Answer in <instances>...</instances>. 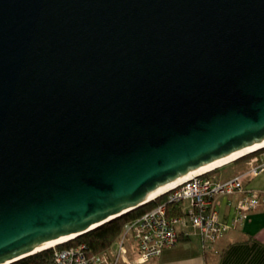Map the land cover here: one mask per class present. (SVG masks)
I'll use <instances>...</instances> for the list:
<instances>
[{
    "label": "water",
    "instance_id": "water-1",
    "mask_svg": "<svg viewBox=\"0 0 264 264\" xmlns=\"http://www.w3.org/2000/svg\"><path fill=\"white\" fill-rule=\"evenodd\" d=\"M262 141L264 0H0V264Z\"/></svg>",
    "mask_w": 264,
    "mask_h": 264
},
{
    "label": "built area",
    "instance_id": "built-area-1",
    "mask_svg": "<svg viewBox=\"0 0 264 264\" xmlns=\"http://www.w3.org/2000/svg\"><path fill=\"white\" fill-rule=\"evenodd\" d=\"M247 154L250 155L247 167L231 178L215 180L209 174L219 166L163 192L162 202L124 224L121 236L107 252L93 253L85 243L78 242L55 248L48 264H118L121 260L130 264L126 257L129 241L137 251L134 261L144 263L159 256L164 249L174 247L181 230L187 235H197L204 245L215 243L229 229L243 224L264 198L263 191L245 184L247 178L257 177L264 171V146ZM223 195L238 196L231 202L233 211L228 219L219 215L218 197ZM167 203L180 204L182 214L168 215Z\"/></svg>",
    "mask_w": 264,
    "mask_h": 264
},
{
    "label": "crops",
    "instance_id": "crops-1",
    "mask_svg": "<svg viewBox=\"0 0 264 264\" xmlns=\"http://www.w3.org/2000/svg\"><path fill=\"white\" fill-rule=\"evenodd\" d=\"M248 159L235 160L237 171H243L247 167ZM214 179L223 180L216 177ZM250 182V178L245 180L247 187L264 192V183L251 186ZM237 197H218V210L222 219L230 218L233 211L231 202ZM180 232L184 238L179 239L174 247L164 249L155 258L137 263L134 261L133 250L129 248L126 257L130 264H264V198L243 224L229 229L213 244L204 245L197 235H187L183 230ZM119 264L129 263L121 260Z\"/></svg>",
    "mask_w": 264,
    "mask_h": 264
},
{
    "label": "trees",
    "instance_id": "trees-1",
    "mask_svg": "<svg viewBox=\"0 0 264 264\" xmlns=\"http://www.w3.org/2000/svg\"><path fill=\"white\" fill-rule=\"evenodd\" d=\"M247 155L249 154L243 155L237 159L240 160L242 157H245ZM163 199V194L156 196L152 200H149L148 202L132 210H129L128 212L116 218L104 222L103 224L97 226L92 230H89L60 244H56L54 247H48L37 251L10 264H48L51 260L52 253L55 248H62L65 246L76 244L78 242L85 243L89 250L93 253L107 252L112 244L121 236L123 226L126 222L141 216L143 213L162 202ZM166 211L168 215L182 214L181 205L178 203H167ZM181 238L184 237L182 236V233L179 232L178 240Z\"/></svg>",
    "mask_w": 264,
    "mask_h": 264
},
{
    "label": "bare ground",
    "instance_id": "bare-ground-1",
    "mask_svg": "<svg viewBox=\"0 0 264 264\" xmlns=\"http://www.w3.org/2000/svg\"><path fill=\"white\" fill-rule=\"evenodd\" d=\"M262 146H264V141H262V142H260V143H257V144H255V145H253V146H250V147H248V148L242 149V150H240V151H238V152H236V153L230 155L229 157H227V158H225V159H223V160H221V161H218V162H216V163H213V164H211V165H209V166H207V167H205V168L198 169V170L192 172L191 174H189L188 176H186L185 178H183V179H181V180H178V181L174 182L173 184H171V185H169V186H167V187H165V188L159 190L158 192H156V193L150 195V196L148 197V200H152V199L155 198L156 196L161 195L163 192H165V191H167L168 189L172 188V187L175 186L176 184H178V183H180V182H182V181H184V180L190 178V177L193 176V175L201 174V173L207 172V171H209V170H212V169H214V168H216V167L222 166V165H224L225 163H228V162H230V161H232V160H234V159H237V158H239L240 156H242V155H244V154H247V153H249V152H251V151H253V150L257 149V148H260V147H262ZM74 236H75V235H69V236H65V237L59 238V239H57V240H55V241H51V242H49V243H47V244L41 246L39 249L46 248V247H53V246H55L56 244H59V243L65 242V241H67V240L73 238Z\"/></svg>",
    "mask_w": 264,
    "mask_h": 264
},
{
    "label": "rangeland",
    "instance_id": "rangeland-1",
    "mask_svg": "<svg viewBox=\"0 0 264 264\" xmlns=\"http://www.w3.org/2000/svg\"><path fill=\"white\" fill-rule=\"evenodd\" d=\"M249 157H250V155H247L245 157H242L240 160L248 159ZM235 165H236V162L235 161L230 162L228 164H225V165L217 168L215 171L210 172L209 174L211 176H214V177L218 178V179H228V178H231L235 174H238L239 173V171H237ZM262 173L263 174L260 175L259 177L250 178L251 186L252 185L257 186L258 184L264 183V171ZM128 248H129V250H133V253L132 254H133L134 258H135V256L137 255V251H136L135 246H134V243L132 241L131 242L130 241L128 242Z\"/></svg>",
    "mask_w": 264,
    "mask_h": 264
}]
</instances>
